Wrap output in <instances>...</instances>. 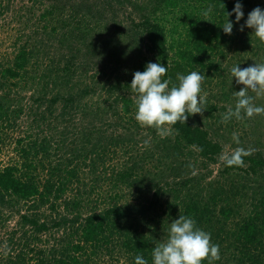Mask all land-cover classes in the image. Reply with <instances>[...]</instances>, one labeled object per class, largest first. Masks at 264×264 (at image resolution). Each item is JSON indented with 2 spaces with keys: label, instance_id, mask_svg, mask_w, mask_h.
<instances>
[{
  "label": "rangeland",
  "instance_id": "1",
  "mask_svg": "<svg viewBox=\"0 0 264 264\" xmlns=\"http://www.w3.org/2000/svg\"><path fill=\"white\" fill-rule=\"evenodd\" d=\"M82 1L0 0V101L5 107L0 113V172L6 167H15L21 180L26 182L34 180L33 182L39 184L43 192H46L44 185H55L45 205L40 203L41 197L32 201L15 199L12 203L8 198V204H0L2 262L8 252L17 247L15 243L9 242L10 238L19 242L24 231H28L30 235L28 238L32 236V227L24 226L22 215L37 213L41 221L49 222L63 219L72 221L81 217L73 225L77 231L83 225L84 217L94 213L103 214L105 209L115 205L116 202L112 200L114 198L109 197L110 195L119 196L116 199L120 207L137 209L141 203L148 202L152 197V192L140 195L137 189L132 192L125 185L116 188L118 194L105 195V192L110 190L111 180L118 178V173L124 166L123 169L126 170L144 162L145 173L147 170L153 175L163 173L166 178L172 180L170 171L174 163L179 166L190 157L182 154L175 159L172 156L166 159L161 143L157 144L159 149L157 151L156 142L151 149V144H148L152 142V138L146 141L137 138L130 152L125 153L126 150L118 149L117 153L112 152L107 158H102L99 149L111 136L104 120L107 117L103 118L99 113L106 109V105L101 101L103 93L100 87L95 94L85 96L78 91L96 79H105L104 74L112 75L111 64L120 62L130 66L131 62L134 63L140 58L142 52L146 54L144 44L140 47L132 45L125 35L130 24L128 16L132 14L135 20L141 21L140 14L143 12L139 7L136 8L140 0H126L124 5L116 8L115 20L107 17L95 19L88 13ZM193 3L197 9H202L203 6ZM158 15L165 20L170 43L174 38L180 39L181 35L184 38L185 27L183 24L174 27L177 21H174L173 14L160 11ZM201 16L205 20L213 19L210 15L203 16V13ZM96 30L101 42L91 49L87 48V42L96 37V34H92ZM221 31L223 32L222 28ZM89 33L94 37L89 36L87 39L84 34ZM250 34L248 28L241 31L236 26L231 35L226 34L225 38L222 35L221 40H216L214 45L216 49L210 52L204 62L205 66L182 73L186 75L191 71H199L204 75L200 93L204 98V112L194 115L193 120L202 127H213L215 129L213 137L221 142L225 149L216 164H210L207 168L197 164V168L202 169L206 175L205 197H210L209 193L214 191L217 185L230 195L234 182L250 180L243 171L222 175L221 170L228 155H232L237 149L247 148L248 151L264 156V113L254 114V120L250 124L245 122V118L233 117L228 121L223 119L224 114L235 107L237 98L233 93L244 87L237 84L232 77L230 71L232 66L239 64L241 68H246L254 62H263L261 58L257 60L253 55L255 49L252 50L243 44ZM24 50L27 53V61L25 67L20 70V77L16 79L5 77L6 69H17L18 57ZM174 53L173 51L172 55ZM71 61L75 64L73 67L68 66V62ZM223 83H226L225 86ZM225 93L227 94L224 95ZM57 94L59 101L53 104L52 101ZM69 95L76 98L77 102L73 107H68L65 102L64 96ZM253 97L254 104L264 106V95L258 96L255 93ZM212 105L218 106L219 109L210 111ZM221 107L225 109L221 110ZM143 129L144 131L140 133L148 134V127ZM120 131L122 129L118 133ZM93 132L95 136L91 138L90 134ZM172 132L170 128L165 137L172 136ZM248 137L252 139L250 143ZM187 151L185 149V153H188ZM166 153L172 154L174 151L172 149ZM130 155H133L132 161ZM77 156L80 158L69 164L71 159ZM197 159L196 157L195 160ZM61 163L72 167L75 164L79 166H77L80 168L79 173L74 180L67 181L65 171H59L60 168H64ZM139 171L140 166L136 172ZM63 183H67L66 191L57 197L56 189ZM248 199V196L229 198L230 205L242 207L243 214ZM77 200L82 201L78 211L69 207L71 202ZM31 206L33 208H29ZM162 212L163 208L150 211L148 220L151 222L142 221L141 215L132 216L140 226L146 228V234L151 232L154 234L155 231L157 243L165 240L168 234V229L166 235L162 233L163 231L160 232L164 227L161 225L160 227L156 222L157 220L159 223L158 217ZM177 215L178 217L182 215V209L178 210ZM71 225L72 222H64L59 230L45 233L43 243H39V247H46L49 251L50 247H56L58 240L73 232ZM219 227L218 224L215 229L218 230ZM80 234L81 232L76 234L72 241L78 240ZM119 243L115 240L112 244L113 251L115 250L114 259L109 255H92L90 262L85 264H124L126 256L122 254Z\"/></svg>",
  "mask_w": 264,
  "mask_h": 264
},
{
  "label": "trees",
  "instance_id": "2",
  "mask_svg": "<svg viewBox=\"0 0 264 264\" xmlns=\"http://www.w3.org/2000/svg\"><path fill=\"white\" fill-rule=\"evenodd\" d=\"M193 2L203 6L202 9H197ZM236 2L237 0H140V4L136 8L139 7L143 12L142 15L139 13L141 21L135 20L132 14L129 15V30L125 35L132 45L136 44L140 47L144 44L146 54L142 52L140 58L134 63L131 62L130 66L120 62L115 65L111 64L112 75L104 74L105 79L94 80L91 84L85 85V88L79 90L78 93L83 96L95 94L99 87L103 93L101 101L106 105V109L101 111L98 107V110L101 111L99 113L103 118L107 117L104 120L111 132L109 141H106L99 149L103 159L112 152L117 153L118 149L126 150L125 153L130 152L137 142V138L141 141L152 138V142L150 141L148 144H151V149L156 142L157 151H159L157 144L161 143L160 146H163V154L166 159L171 156L175 159L182 154L190 156L189 159L183 161L179 166L174 163L170 171L172 180L166 178L163 173L153 175L150 170L145 173L144 164L146 163L144 162L138 163L140 166L138 173L136 172L139 168L138 165L135 164L126 170L123 169L124 166L120 169L118 178L111 180L110 190L106 191L105 195L117 193L116 188L125 185L132 192L137 189L140 195L152 192V197L148 199V202L141 203L137 209L128 206L120 207L116 199L119 196L110 195V198H114L112 200L116 202L115 205L105 209L103 214L94 213L84 217L83 225L80 226L79 231H75L73 225L81 217L72 221L63 219L49 222L41 221L37 213L22 215L24 226L32 227V236L28 238L30 236L28 231H24L19 242L10 238L9 242L15 243L17 247L11 249V252H8L7 257L2 259L4 261H0V264H85L90 262L92 255L98 254L109 255L114 259L115 250L113 251L112 244L115 240L120 242L118 246H120L122 254L126 256L124 264H135L137 255H142L148 260V264H152V250L157 244L158 237L156 238L155 231L154 234L152 232L146 234V228L140 226L132 216L141 215L142 221L151 222L148 220V213L157 208H163V214L161 213L158 217L159 223L157 220L156 222L159 226L164 227L160 229V232L163 231L162 233L165 235L170 223L179 218L177 212L181 209L182 215L194 218L197 227L211 234V242L218 244L220 249L219 259L213 260L212 264H264V156L244 148L248 154H242V164L229 167L225 159L224 167L221 170L222 175H229L233 171H243L246 177H250V180L234 182L230 195H228V191L221 190V186L217 185L214 191L209 193L210 197H205L206 175L202 169L197 168V164L206 168L210 164H216L225 151L223 144L213 137L212 133L215 129L209 126L208 128L202 127L195 123L193 116H189L186 122L171 126L172 136L157 135V130L154 127H148V134L140 133L144 129L135 120L136 105L134 93L130 87L133 73L143 72L148 62H158L168 66L164 78L171 77L173 83H178V73L182 74L189 69L197 70L199 66H205L204 62L208 59L210 52H214L216 49L214 46L216 40H221L222 35L224 38L226 36L220 26L228 19L227 12H232ZM240 2L243 4L244 18L237 24L235 16H230L229 19L234 23V28L236 26L240 28L247 19L248 13L254 8L257 6L264 8V0H240ZM82 3L95 19L107 17L115 20L116 8L124 5L126 0H83ZM209 7L213 9L210 14L213 19L205 20L201 15ZM160 11L174 15V21H177L174 27L183 24L185 27L184 38L181 35L180 39L174 38L171 43L168 41L165 20L158 15ZM96 26L98 25L96 24ZM248 29L251 34L246 41H243V44L251 47L252 50L255 49L253 55L257 60H263L260 63H264V43L252 36V29ZM92 34H96V37L93 38ZM92 34H84L87 39L89 36L93 38L87 42L88 46L86 45L90 49L101 42L98 39L97 30ZM81 35L83 36V34ZM173 51L175 53L172 55ZM26 61L27 53L24 50L18 57L17 69H6L4 76L13 79L20 77V70L25 67ZM68 63L70 67L75 65L72 61ZM218 70L219 68L216 69L217 72ZM225 84L222 85L225 86ZM76 85L79 86L80 83H76ZM248 94L253 96L255 92L249 90ZM55 96L53 104L59 101V95ZM64 99L68 107L75 106L77 102L72 95L64 96ZM4 108L0 101V113ZM218 109L219 107L216 105L210 106V111ZM223 109L225 108L221 107V110ZM244 118L245 122L249 124L254 120L253 116H244ZM121 129L122 131L118 133ZM90 136L93 138L95 133H91ZM248 141V143L252 141L251 137H248ZM172 149L174 153H166ZM185 149L188 150V153H185ZM132 156L130 155L131 161L133 160ZM229 156L231 155L227 157ZM193 157L198 159L194 158L193 161ZM79 158L78 156L73 157L69 164L76 162L75 160ZM83 161L85 160L83 159ZM61 166L64 168H60L59 171H65L67 181H72L77 177L80 169L77 164L74 167L67 164ZM17 172L18 169L15 167H6L0 172V204L6 205L9 201L12 203L15 199L32 201L38 197H41L40 203L47 204L55 185H44L46 192H43L40 190V185L33 182L34 180L23 181L18 177ZM66 186L67 183L60 184L56 189L57 197L61 192L66 191ZM241 196L249 197L246 200L248 204L244 206V214L242 207L231 206L229 200L230 197ZM81 202L73 201L69 207L78 211ZM32 206L29 208H33ZM128 219L133 221L129 222ZM64 222H72L73 232L58 240L57 246L50 247V251L46 247H39L38 244L43 243V235L50 233L51 230H59ZM218 224L220 227L217 230L215 227ZM79 232H81L80 238L72 241ZM204 264H208V261L205 260Z\"/></svg>",
  "mask_w": 264,
  "mask_h": 264
},
{
  "label": "clouds",
  "instance_id": "3",
  "mask_svg": "<svg viewBox=\"0 0 264 264\" xmlns=\"http://www.w3.org/2000/svg\"><path fill=\"white\" fill-rule=\"evenodd\" d=\"M212 11L209 7L203 15L207 17ZM233 15L237 24L244 18L240 0L232 12H227L228 19L220 26L225 34L233 33L234 23L229 19ZM245 27L252 29V36L264 43V8L257 6L249 12L240 30ZM167 71L168 66L163 63L148 62L143 72L133 73L130 85L136 105L135 120L142 127H154L161 136L168 135L171 126L204 112V98L200 95L204 75L199 71L186 75L178 73V83H173L171 77L164 78ZM230 71L236 83L244 87L233 93L237 98L235 108L225 113L223 119H242L264 113V106L254 104L255 98L248 94L251 90L258 96L264 95V63L254 62L246 68L236 64ZM242 154L248 152L237 149L226 158L227 166L242 164ZM219 251V245L211 242V234L197 227L194 218L180 215L170 223L167 238L153 248L152 264H204L205 260L212 264L213 260L219 259ZM135 264H148V260L137 255Z\"/></svg>",
  "mask_w": 264,
  "mask_h": 264
}]
</instances>
